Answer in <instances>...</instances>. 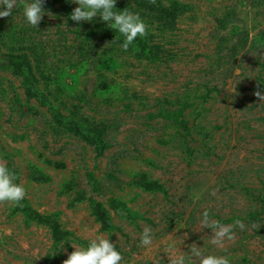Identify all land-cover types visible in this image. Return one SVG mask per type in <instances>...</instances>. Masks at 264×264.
I'll return each instance as SVG.
<instances>
[{"label":"rangeland","instance_id":"rangeland-1","mask_svg":"<svg viewBox=\"0 0 264 264\" xmlns=\"http://www.w3.org/2000/svg\"><path fill=\"white\" fill-rule=\"evenodd\" d=\"M75 7L45 0L37 28L22 4L0 18V163L27 190L0 203V264H63L68 242L101 234L122 264H172L194 243L264 264V0H117L147 26L127 51ZM11 56L41 69L47 103ZM204 210L244 228L215 247Z\"/></svg>","mask_w":264,"mask_h":264},{"label":"clouds","instance_id":"clouds-1","mask_svg":"<svg viewBox=\"0 0 264 264\" xmlns=\"http://www.w3.org/2000/svg\"><path fill=\"white\" fill-rule=\"evenodd\" d=\"M75 3V7L68 19L79 24L80 22H92L99 18L105 26L118 32L123 38L118 41L119 47L127 51L138 37L143 38L147 34V26L138 12L131 10H118L115 5L117 0H68ZM22 4V15L25 23L36 27L45 15H50L45 8V0H0V18L13 14L14 6ZM258 96L259 92L256 93ZM16 174L6 165L0 163V203H9L19 206L25 199L26 188L16 183ZM202 228L212 230L211 245L224 248V241L233 239V228H244L241 220L236 219L234 225H224L216 221H210L208 210H204L201 219ZM154 242L152 229L145 227L140 243L150 248ZM64 241L61 242L59 250L65 249ZM74 249L63 264H122L123 255L117 250L116 244L110 241L109 237L103 234L91 239L86 246L81 247L68 242ZM58 252V251H57ZM56 253V252H55ZM172 264H231L229 256L216 255L202 250V247L195 243L189 249V255L178 256Z\"/></svg>","mask_w":264,"mask_h":264},{"label":"trees","instance_id":"trees-1","mask_svg":"<svg viewBox=\"0 0 264 264\" xmlns=\"http://www.w3.org/2000/svg\"><path fill=\"white\" fill-rule=\"evenodd\" d=\"M10 64L13 67L14 72L22 77L26 86V94L42 103H47L49 100L40 88L41 76L39 73L41 69L36 68L26 57L21 59L19 57L11 56Z\"/></svg>","mask_w":264,"mask_h":264}]
</instances>
